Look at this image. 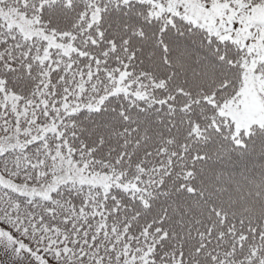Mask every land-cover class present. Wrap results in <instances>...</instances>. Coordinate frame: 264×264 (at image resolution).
<instances>
[{
    "label": "snow or ice",
    "instance_id": "snow-or-ice-1",
    "mask_svg": "<svg viewBox=\"0 0 264 264\" xmlns=\"http://www.w3.org/2000/svg\"><path fill=\"white\" fill-rule=\"evenodd\" d=\"M0 264H264V0H0Z\"/></svg>",
    "mask_w": 264,
    "mask_h": 264
}]
</instances>
